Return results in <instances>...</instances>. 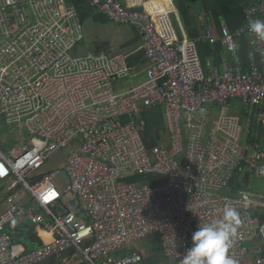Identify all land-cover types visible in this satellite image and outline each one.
Returning <instances> with one entry per match:
<instances>
[{"label":"built area","instance_id":"1","mask_svg":"<svg viewBox=\"0 0 264 264\" xmlns=\"http://www.w3.org/2000/svg\"><path fill=\"white\" fill-rule=\"evenodd\" d=\"M131 1L92 2L143 39L147 78L119 89L114 84L136 72L133 53L73 55L83 24L67 0H0V120L30 135L7 151L0 144V264L61 259L70 249L87 264H140L142 254L119 250L151 233L166 258L183 264L192 233L222 220L225 207L241 220L227 255L237 264H264V193L223 192L241 169L264 178V148L247 155L241 142L256 107L264 129V41L248 29L249 20H264V0L246 9L237 31L205 22L208 41L230 54L210 74L201 38L178 36L167 0ZM234 99L245 105V122L226 113ZM215 105L223 115L212 129ZM146 107L165 110L169 145H149ZM65 147L61 191V168H43ZM25 221L42 224L52 239L27 247L16 233Z\"/></svg>","mask_w":264,"mask_h":264},{"label":"crops","instance_id":"2","mask_svg":"<svg viewBox=\"0 0 264 264\" xmlns=\"http://www.w3.org/2000/svg\"><path fill=\"white\" fill-rule=\"evenodd\" d=\"M70 6L76 8L81 17L82 24L86 18H90L94 25L100 27L103 34H119L117 40H111L109 43L98 48V51H104L108 54L116 55L120 53H133L130 62L135 65L136 72L128 78L126 84L121 88H128L134 84L131 81H144L147 78L148 62L145 60L144 52L141 49L143 39L139 30L130 25L117 24L109 20V18L101 12H98L93 6V0H67ZM122 3L131 6V0H120ZM160 1V0H157ZM168 5L172 7V21L178 33V36L188 39H198V51L206 74L214 71L223 70V59L230 58L229 52L220 43H210L205 37V22L208 21L217 31H220L222 26H227L232 31H237L246 19V9L256 3V0H167ZM241 54L244 56V61L247 63V52L251 45L249 38L244 36L241 38ZM111 47L109 51L107 46ZM82 51V49H80ZM239 100V102L237 101ZM164 110V109H163ZM213 113L210 119L209 128L215 129L217 121L222 114L220 106H213ZM165 111V110H164ZM261 107H256L254 111L253 123L248 134H243L241 140L246 150L247 155L253 154L264 148L263 124L260 113ZM227 115L240 117L241 122H245L247 112L244 103L240 99H234L230 102L226 110ZM166 115V114H165ZM148 121L147 130L150 122ZM157 128V126H154ZM145 137L154 143L151 133L146 131ZM162 140L159 144L169 145L168 138ZM245 177L248 179L245 180ZM254 177L248 176L245 170L237 171L230 179L228 187L224 190L225 193L237 194L240 190H253L252 180ZM263 178V177H261ZM254 192L264 193V191ZM20 236L25 240L30 237L34 244L33 247H38L44 242L52 239L51 234L40 223L33 224L30 221L22 222L19 225ZM23 236V237H22ZM139 244V243H138ZM128 245V244H127ZM125 245L119 250L121 255H125L129 251H137L143 256V262L146 264H176L174 260L168 259L163 254L162 242L160 236L148 238L145 242L139 245ZM53 264H87L82 253L76 250H68L63 254L61 259L52 258ZM47 260L42 261L46 262ZM39 263V262H38ZM51 264L50 262H47ZM43 263V264H47Z\"/></svg>","mask_w":264,"mask_h":264},{"label":"rangeland","instance_id":"3","mask_svg":"<svg viewBox=\"0 0 264 264\" xmlns=\"http://www.w3.org/2000/svg\"><path fill=\"white\" fill-rule=\"evenodd\" d=\"M119 34H103L100 31V27L94 25V23L91 21V19L88 17L86 18L84 24H83V39L81 41V48H86L88 53H96L98 52V48L105 43H109L111 40H117ZM107 46V45H106ZM107 50L111 49V47L107 46ZM100 51V50H99ZM73 54H77V52H73ZM108 54V52H107ZM111 56V54H109ZM128 79H121L118 80L114 86L116 88H120L126 84ZM130 83L136 85L138 82L131 81ZM239 102V100H237ZM144 119L148 125V121L151 125H149V132L151 133L152 140L154 141V144H159L160 141L167 139L169 134V125L167 122V117L165 115V111L162 107H146L144 112ZM14 124H6L4 121L0 120V144L2 145V148L7 151L13 148L18 142L23 141L24 138L30 137L29 131L26 126H24L23 129L19 130H13ZM154 126H157L155 128ZM71 148L65 147L63 150L55 155L53 158H51L47 164L44 166L43 169H55V168H61V173L56 178L57 187L62 191L64 187L66 186L68 182V177L66 173L63 171V164L65 163V159L69 153ZM254 176L252 180L253 190L252 191H264V178H260L256 176L255 174H252V177ZM158 236V233H151L146 235L145 237L138 238L130 242L127 246H133V245H139L145 242L148 238H155ZM23 242L28 245L29 247H33V240L28 237ZM139 243V244H138ZM36 264H43L42 262L36 263ZM142 264H146V262H143Z\"/></svg>","mask_w":264,"mask_h":264},{"label":"clouds","instance_id":"4","mask_svg":"<svg viewBox=\"0 0 264 264\" xmlns=\"http://www.w3.org/2000/svg\"><path fill=\"white\" fill-rule=\"evenodd\" d=\"M248 29L264 41V20H249ZM240 224L239 212L233 207H225L222 220L200 226L192 233L191 246L183 264H237L227 253Z\"/></svg>","mask_w":264,"mask_h":264},{"label":"water","instance_id":"5","mask_svg":"<svg viewBox=\"0 0 264 264\" xmlns=\"http://www.w3.org/2000/svg\"><path fill=\"white\" fill-rule=\"evenodd\" d=\"M80 49H82V51H80ZM73 52H77V54H73V55H75V56H86V55H88V51H87V49L84 47V48H81V44H78V46L73 50ZM148 143H149V145H152L153 143H152V141H149L148 140ZM251 211V213H253V215H257V216H260V215H262L263 213H261V212H257V211H255V210H250ZM263 223V221L261 220V224ZM19 231V230H18ZM26 245V244H25ZM27 247H29L28 245H26ZM53 260H52V258H50V259H47V261L46 262H43V263H47V262H50L51 264H53V262H52ZM48 264V263H47Z\"/></svg>","mask_w":264,"mask_h":264},{"label":"trees","instance_id":"6","mask_svg":"<svg viewBox=\"0 0 264 264\" xmlns=\"http://www.w3.org/2000/svg\"><path fill=\"white\" fill-rule=\"evenodd\" d=\"M246 179H248V178H247V177H245V180H246ZM223 192H224V190H223ZM224 193H225V192H224Z\"/></svg>","mask_w":264,"mask_h":264}]
</instances>
